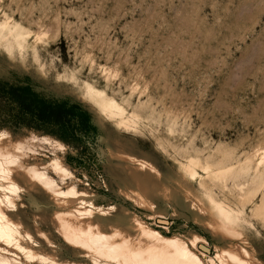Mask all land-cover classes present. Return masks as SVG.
Returning <instances> with one entry per match:
<instances>
[{
	"label": "rangeland",
	"instance_id": "obj_1",
	"mask_svg": "<svg viewBox=\"0 0 264 264\" xmlns=\"http://www.w3.org/2000/svg\"><path fill=\"white\" fill-rule=\"evenodd\" d=\"M0 9L1 22L53 37L34 53L0 35V134L22 142L31 162L50 164L55 183L71 180L54 168L63 166L101 208L149 214L165 236L198 231L205 263L221 264L218 240L186 206L166 203V219L155 220L118 195L103 140L116 134L115 117L106 111L102 128L93 103L57 92L102 85L123 109L124 137L173 175L189 165L194 191L237 215L264 261V0H0ZM54 243L59 256L45 263L0 245L23 264H92Z\"/></svg>",
	"mask_w": 264,
	"mask_h": 264
},
{
	"label": "bare ground",
	"instance_id": "obj_2",
	"mask_svg": "<svg viewBox=\"0 0 264 264\" xmlns=\"http://www.w3.org/2000/svg\"><path fill=\"white\" fill-rule=\"evenodd\" d=\"M0 14L7 18L1 9ZM0 35H10V47L34 53L40 43L48 45L53 38L49 31L34 32L17 20L0 21ZM107 90L102 85L87 84L82 94L69 88L57 92L93 103L102 128L106 129L105 121L109 119L106 111L115 117L116 134H108L103 140L109 152L108 173L118 195L151 212L155 220L166 219V203L184 205L193 219L218 240L214 248L221 264H264L254 255L256 238L248 234L238 216L214 205L201 189L194 191L191 183L198 175L188 174L189 165H179L178 174L173 175L153 156H147L133 139L124 137L119 130L124 124L123 109L107 95ZM23 146L9 134H0V244L20 251L27 261L42 263L56 261L59 253L54 242L59 239L68 252L92 264H206L203 258L207 256L198 248L205 238L198 231L191 230L186 238L165 236L144 220L143 216L149 214H138L123 204L101 208L94 195L77 189L73 176L63 166H57L55 161L54 168L71 180L55 183L44 168L50 164L31 162ZM259 155L262 162L264 152ZM0 264L23 263L18 255L0 245Z\"/></svg>",
	"mask_w": 264,
	"mask_h": 264
}]
</instances>
